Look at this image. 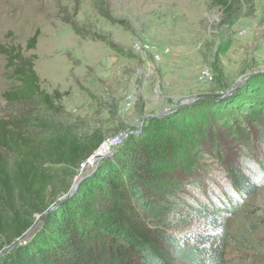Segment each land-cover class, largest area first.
I'll use <instances>...</instances> for the list:
<instances>
[{"label":"trees","instance_id":"16d2710c","mask_svg":"<svg viewBox=\"0 0 264 264\" xmlns=\"http://www.w3.org/2000/svg\"><path fill=\"white\" fill-rule=\"evenodd\" d=\"M93 2L99 13L108 16V0ZM209 2L223 14L226 25L242 12L251 14L255 7V0ZM73 29L84 38L92 36ZM39 36L37 29L27 41L28 51L36 48ZM0 54L7 59L8 81L0 111V264L233 262L227 219L244 207L230 196L245 198L260 187L262 134L240 132L237 121L221 108L217 113L202 109H216L220 102L193 103L166 122L153 119L112 155L97 160L93 172L71 194L79 169L106 134L95 129L78 137L58 121L63 111L60 102L69 92L42 89L35 55L27 57L12 41L0 46ZM224 102L246 108L238 114L247 129L256 130L255 121L264 130V116L260 119L257 113L264 107L232 97ZM197 114L199 124L194 125L188 118ZM176 121L188 126L181 129ZM190 121L198 126L197 140ZM170 132L191 140L189 150L185 144H165ZM234 135L239 146L231 138ZM256 139L263 142L262 149ZM204 141L207 153L230 182L220 193L210 184L206 170L194 166L195 148Z\"/></svg>","mask_w":264,"mask_h":264},{"label":"rangeland","instance_id":"374dc122","mask_svg":"<svg viewBox=\"0 0 264 264\" xmlns=\"http://www.w3.org/2000/svg\"><path fill=\"white\" fill-rule=\"evenodd\" d=\"M108 4L109 14L104 16L93 0H0V46L12 41L27 57L36 56L44 91L69 92L60 102V123L78 137L98 129L106 137L121 134L125 142L153 119L166 122L193 103L220 102L216 109H202L217 113L221 108L237 121L240 132L256 131L264 138L258 123L254 121L256 126L251 127L256 130L250 131L239 121L243 107L224 102L232 97L264 107V0H255L252 13L242 12L231 25L209 0H108ZM73 26L92 36H80ZM37 29V46L28 51L27 41ZM6 60L0 54V111L8 84ZM257 113L263 118L264 112ZM198 115L188 120L198 125ZM191 121L189 128L197 140L198 126ZM176 123L181 129L188 126ZM173 134L165 144L191 147V140ZM231 138L235 141V135ZM204 142L195 148L194 166L206 170L220 193L230 182ZM256 145L262 149L263 142ZM96 165L84 164L75 184ZM261 179L255 193L241 199L230 196L244 207L227 219L232 235L229 254L235 257L231 264H264V176Z\"/></svg>","mask_w":264,"mask_h":264},{"label":"built area","instance_id":"2783aa9c","mask_svg":"<svg viewBox=\"0 0 264 264\" xmlns=\"http://www.w3.org/2000/svg\"><path fill=\"white\" fill-rule=\"evenodd\" d=\"M137 48L144 49V46L139 45ZM124 138L121 134L114 135L105 138L104 142L101 144L100 148L96 151V153L88 160L89 163L92 165L96 163L97 160L101 159L102 157H106L112 155L114 150L123 142ZM87 161V163H88ZM87 163L85 165H87Z\"/></svg>","mask_w":264,"mask_h":264},{"label":"water","instance_id":"95a60500","mask_svg":"<svg viewBox=\"0 0 264 264\" xmlns=\"http://www.w3.org/2000/svg\"><path fill=\"white\" fill-rule=\"evenodd\" d=\"M79 183H80V182H78V183H76V184L74 185V188H73V190H72L71 194L74 192V190H76V189H77V187L79 186Z\"/></svg>","mask_w":264,"mask_h":264}]
</instances>
